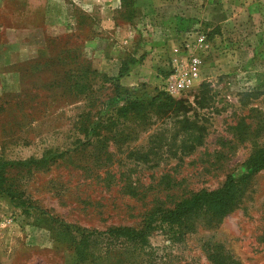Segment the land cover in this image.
I'll use <instances>...</instances> for the list:
<instances>
[{"label": "rangeland", "instance_id": "1", "mask_svg": "<svg viewBox=\"0 0 264 264\" xmlns=\"http://www.w3.org/2000/svg\"><path fill=\"white\" fill-rule=\"evenodd\" d=\"M28 1L0 0V164L14 163L4 186L16 197L0 193V264H215L221 251L264 264V169L223 217L159 226L143 249L83 253L55 221L140 228L156 207L245 171L264 146V0H122L103 45L79 0ZM198 32L202 80L171 95L166 77L199 47ZM117 84L149 107L106 108ZM160 91L178 103L154 105Z\"/></svg>", "mask_w": 264, "mask_h": 264}, {"label": "trees", "instance_id": "2", "mask_svg": "<svg viewBox=\"0 0 264 264\" xmlns=\"http://www.w3.org/2000/svg\"><path fill=\"white\" fill-rule=\"evenodd\" d=\"M128 70L126 66H122L119 71V77L125 75ZM120 86V84H117L115 95L109 97L105 101L104 105L106 108L110 109L115 107L118 108L121 113H126L129 110H144L149 107L150 104L146 105L143 100L130 96L126 90L121 91ZM162 94L164 93L160 91L158 95L151 98V102H153L154 105L159 103L163 105L164 108H172L178 103V101L168 94L165 96L167 98L166 101L163 102ZM125 100L131 102L128 105L125 104L120 106ZM99 125V123L93 122L90 127H85V131L92 134L94 128ZM42 160H44V158H42ZM30 161L31 160L21 163L30 164ZM13 164V162L9 161H3L0 164V193H7L15 200V190L13 189L15 187L4 186L7 168ZM243 166L245 171L241 175L236 176L234 174H228L224 183L218 188L198 190L190 196L179 200L173 207H156L146 215L143 220V225L140 228L118 225L108 227L105 230H98L77 225H69L62 220L55 219L56 222H60L57 236L60 239V236L65 232H74L79 238L77 245L80 252L87 254L89 252L90 255H96L98 251L101 252V255L103 253L109 254L114 250H120L125 243L138 244V246H140L139 248L143 249V246H149L148 237L155 228L159 226H164L165 224L172 227L187 226V222L190 224L193 217H199L200 215L208 213L217 217H223L232 211L237 203L240 202L249 177L264 169V146L255 149L243 162ZM27 206L32 207L33 205ZM43 213L45 212L43 211ZM50 219H53V217ZM157 223L159 224L158 226L156 225ZM102 243H105V245H103L101 249L97 250L96 247H91V245L95 246V244ZM210 258L215 264H238V261L233 259V256L225 254L222 251L211 253Z\"/></svg>", "mask_w": 264, "mask_h": 264}, {"label": "built area", "instance_id": "3", "mask_svg": "<svg viewBox=\"0 0 264 264\" xmlns=\"http://www.w3.org/2000/svg\"><path fill=\"white\" fill-rule=\"evenodd\" d=\"M196 36L199 47L191 52L189 50L186 52L184 47L183 50H185L187 55L186 62L182 65H174V70L166 77V90L171 95L175 96L182 92L190 91L202 80L203 58L200 51L205 48L207 35L204 32H198ZM186 46H189V44H186ZM179 49L180 51L182 50L178 48L177 51Z\"/></svg>", "mask_w": 264, "mask_h": 264}, {"label": "crops", "instance_id": "4", "mask_svg": "<svg viewBox=\"0 0 264 264\" xmlns=\"http://www.w3.org/2000/svg\"><path fill=\"white\" fill-rule=\"evenodd\" d=\"M78 0H75V2ZM135 5L137 4H141L142 1L141 0H135ZM146 3L151 2L150 1H145ZM28 3H30V0L28 1ZM40 3V2H39ZM79 5H83L84 8L86 9V11L88 12L89 16L91 17V19L93 20H97L100 22V24H96L95 28L98 29V36H97V42L94 43L95 45L98 43L100 45H103V43L106 42V36H108L109 34H113L111 31H114L113 29L115 28L114 26H111L112 21H114V18L112 16V14H114V6L117 3H122V0H79L77 2ZM113 6V7H111ZM139 15V17L141 16L140 13L137 11L135 12V16ZM137 18V17H135ZM122 28V27H121ZM125 29L127 28V26L124 27ZM124 28L122 29L124 31ZM115 32V31H114ZM105 37V38H104ZM106 44V43H105ZM107 47V45H105ZM100 48V51L103 52H107L106 47ZM119 48H122L121 46H118ZM32 51V50H30ZM103 62H104V58ZM104 70H107L106 68H104ZM126 78H122V84H126Z\"/></svg>", "mask_w": 264, "mask_h": 264}]
</instances>
